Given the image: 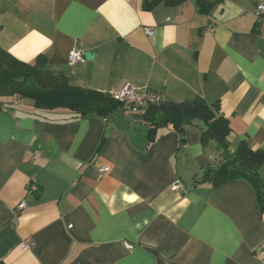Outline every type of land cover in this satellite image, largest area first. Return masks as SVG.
Segmentation results:
<instances>
[{"label": "crops", "instance_id": "obj_1", "mask_svg": "<svg viewBox=\"0 0 264 264\" xmlns=\"http://www.w3.org/2000/svg\"><path fill=\"white\" fill-rule=\"evenodd\" d=\"M147 1L0 0V47L44 55L73 86L219 103L230 151H264V0H209L208 13ZM74 47L93 59L69 64ZM217 158L195 125L182 139L125 110L76 117L0 98V264H264L261 192L246 178L202 183Z\"/></svg>", "mask_w": 264, "mask_h": 264}, {"label": "trees", "instance_id": "obj_2", "mask_svg": "<svg viewBox=\"0 0 264 264\" xmlns=\"http://www.w3.org/2000/svg\"><path fill=\"white\" fill-rule=\"evenodd\" d=\"M187 0H149L147 10L165 2L180 5ZM201 12L208 13L214 3L196 0ZM31 99L37 110L51 112L65 109L76 117L98 115L105 117L125 110L126 105L112 94L71 85L62 73L47 67L44 55L34 64L23 62L0 47V98ZM149 126L171 125L184 138L187 127L195 125L201 130L204 149L216 151L218 158L201 179L202 183L219 184L235 178H246L258 187L264 208V183L260 169L264 166V151L253 150L242 142L235 152L230 151V121L220 114V104L207 103L195 97L181 103L166 101L152 104L142 114L135 113Z\"/></svg>", "mask_w": 264, "mask_h": 264}, {"label": "built area", "instance_id": "obj_3", "mask_svg": "<svg viewBox=\"0 0 264 264\" xmlns=\"http://www.w3.org/2000/svg\"><path fill=\"white\" fill-rule=\"evenodd\" d=\"M256 13L259 22H264V1L257 4L256 6ZM149 34H151V31H148ZM85 60V55L83 51L77 47H74L71 52L69 53L68 56V61L69 64L73 65L78 62H83ZM113 97L116 100H119L123 102L126 107L128 108L130 113H138L142 114L146 111V109L152 105V104H158V103H163L166 101V98L164 94L152 91L149 89L146 90H137L132 86L126 85L123 89H121L118 92H114ZM34 158H37L34 156ZM110 170L109 167H102L100 169V172L102 174L108 172ZM171 189L173 191H180L183 193H186L188 189L182 184L181 181H176ZM39 187H38V180L36 177H32L30 179V184H29V192L31 193H36L38 192ZM19 207L21 209L26 208V203L22 202ZM33 245V242H27L26 244L23 245L24 248L30 247ZM128 248H131V246L128 245ZM264 249V243L257 249V251H262Z\"/></svg>", "mask_w": 264, "mask_h": 264}, {"label": "water", "instance_id": "obj_4", "mask_svg": "<svg viewBox=\"0 0 264 264\" xmlns=\"http://www.w3.org/2000/svg\"><path fill=\"white\" fill-rule=\"evenodd\" d=\"M93 57H94V54H93V53L88 52V53L85 54V58H86L87 60H92Z\"/></svg>", "mask_w": 264, "mask_h": 264}]
</instances>
